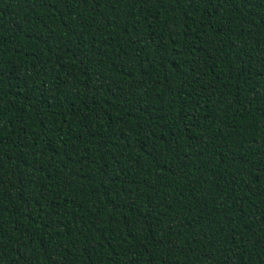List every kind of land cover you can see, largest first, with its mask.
<instances>
[{"label": "trees", "instance_id": "16d2710c", "mask_svg": "<svg viewBox=\"0 0 264 264\" xmlns=\"http://www.w3.org/2000/svg\"><path fill=\"white\" fill-rule=\"evenodd\" d=\"M0 264H264V0H0Z\"/></svg>", "mask_w": 264, "mask_h": 264}]
</instances>
